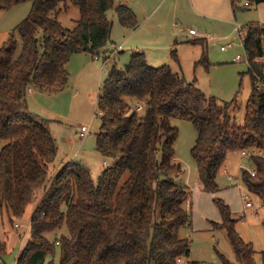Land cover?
<instances>
[{
	"label": "trees",
	"instance_id": "trees-1",
	"mask_svg": "<svg viewBox=\"0 0 264 264\" xmlns=\"http://www.w3.org/2000/svg\"><path fill=\"white\" fill-rule=\"evenodd\" d=\"M23 1H32L29 14L0 46V138L7 141L0 151V210L21 218L39 190L45 191L18 264H54L47 256L57 247L60 264H177L189 258L190 239L180 231L191 225L184 208L191 189L174 181L183 167L175 154L179 128L172 121L187 120L197 129L191 154L207 192L220 189L217 175L231 151L264 149V23L242 25L251 79L242 123L238 96L221 103L171 65L152 66L143 51H133L123 67L110 66L98 100L96 146L113 165L95 180L87 162L76 158L50 178L58 145L49 120L29 110V91H60L70 79L67 64L73 54H96L105 47L113 27L111 8L116 6L124 27L136 28L138 17L116 0H0V10ZM240 1L231 0L234 12ZM69 3L80 11L73 28L58 16ZM172 55L177 58L175 50ZM204 61L208 69L210 61ZM142 101L145 106L136 105ZM140 105L143 112L136 109ZM252 159L256 172L244 169L242 179L264 205V157L253 154ZM214 202L222 221L212 222L213 227L225 229L239 264H256L255 247L237 231L230 205L219 197ZM64 225L67 233L51 240L48 234ZM5 250L0 241V253ZM219 256L224 264H235Z\"/></svg>",
	"mask_w": 264,
	"mask_h": 264
},
{
	"label": "rangeland",
	"instance_id": "rangeland-1",
	"mask_svg": "<svg viewBox=\"0 0 264 264\" xmlns=\"http://www.w3.org/2000/svg\"><path fill=\"white\" fill-rule=\"evenodd\" d=\"M120 2L135 10L138 27L134 29L122 26L114 6L108 11L113 27L111 39L105 47L96 54L88 51L73 54L67 64L70 79L60 91L48 93L37 90L27 96L29 110L49 120L57 141V156L49 167L50 178L64 165L76 158L79 160L80 157L91 167L95 180L105 168L113 165L112 158L103 157L96 146V134L102 114L98 100L110 66L116 63L123 67L129 62L132 50L143 51L150 58L152 55L160 57L161 62L150 64L156 67L171 65L173 70L181 72L208 96H216L221 103L238 96L242 109L237 113V120L240 123L244 120L245 103L251 92V79L242 35L237 30L236 22L242 25L253 21L264 23V4L257 6L251 3L248 7L246 0H242L234 12L229 0L228 13L227 9L219 10V6L206 7L207 13H200L192 0H116V4ZM31 8L32 1H23L0 10V46L8 41L11 32L29 14ZM58 16L65 27L73 28L80 17V11L77 6L69 3ZM160 28L164 37L156 48L153 46ZM190 28L204 33L208 39L190 34ZM15 35L21 46V37L17 33ZM177 40L179 42L176 43ZM198 40L203 44L196 42ZM232 42L235 45L229 47ZM204 44L207 55L203 51ZM222 45L228 49L222 50ZM173 50L178 61L172 55ZM237 54H241L242 58L234 61ZM204 57L210 61L208 69L205 67ZM262 61L264 62V57ZM139 104L145 106L143 101L136 105ZM172 122L179 128L175 154L183 167L182 174L176 176L174 181L177 184L184 181L191 189L189 199L184 202V208L191 216V225L180 231L181 236L190 239L191 255L177 264H187L189 260H200L205 264H224L219 253L224 254L232 263L239 264L225 229L213 227L212 222L222 221L221 212L214 202L216 197L224 199L230 205L233 216L238 218L237 231L245 241L253 243L256 264H263L264 205L258 195L249 191L242 179L244 169L251 172L255 170L252 155L263 149L231 151L217 175L220 189L217 192H207L200 184L197 165L191 154L197 129L187 120L175 118ZM83 125L88 126L89 131L82 136ZM6 143L7 141L0 138V151ZM105 159L108 164H104ZM44 191L39 190L37 200L27 206L21 218L11 217L6 210H0V241L6 243V250L0 253V264H18L20 253L30 240V231L26 225L30 224ZM246 195L252 202L250 207L246 205ZM66 233L67 228L64 225L48 236L54 240ZM61 254L60 247H57L55 254L48 255L47 260L60 264Z\"/></svg>",
	"mask_w": 264,
	"mask_h": 264
},
{
	"label": "crops",
	"instance_id": "crops-1",
	"mask_svg": "<svg viewBox=\"0 0 264 264\" xmlns=\"http://www.w3.org/2000/svg\"><path fill=\"white\" fill-rule=\"evenodd\" d=\"M193 1V5H194V7L197 9V11H199L200 13H207V9H206V7H209V6H219V10H221V9H227V13L228 12H230V8H229V0H207L206 2H204L203 0H192ZM247 1V0H246ZM120 3H122V4H125V5H128V4H126V3H124V2H120ZM260 4H264V2L263 3H260ZM260 4H257V6H259ZM252 4H250L249 6H251ZM129 6V5H128ZM248 6V7H249ZM213 8H215V7H213ZM135 11V10H134ZM137 14V13H136ZM149 15V14H148ZM146 19H149V17L148 16H146ZM236 24H237V27H238V25L239 24H241L240 22H236ZM138 27V26H137ZM136 27V28H137ZM159 27H161V26H159ZM135 29V28H134ZM160 30V32H158L157 33V38L155 39V45L153 46V47H155L156 46V48H158L159 46H160V42L162 41V39H163V37H164V34H163V32L161 31V28L159 29ZM190 33V32H189ZM191 34V33H190ZM177 42H179L178 40L176 41V43ZM116 51V50H115ZM133 51H138V49L137 50H132L131 51V53L133 52ZM140 51V50H139ZM147 57H148V61H149V64L150 63H159V62H161L162 61V59L160 58V57H158V56H153L152 55V58H150V55L148 54L147 55ZM152 60V61H151ZM234 61H237V60H234ZM36 90H34V89H31L30 91H29V94H31V93H34ZM249 155H250V153H249ZM82 160H84L83 159V157H80ZM84 161H86V160H84Z\"/></svg>",
	"mask_w": 264,
	"mask_h": 264
},
{
	"label": "built area",
	"instance_id": "built-area-1",
	"mask_svg": "<svg viewBox=\"0 0 264 264\" xmlns=\"http://www.w3.org/2000/svg\"><path fill=\"white\" fill-rule=\"evenodd\" d=\"M245 4L249 6V5L251 4V2H250V1H246ZM237 30H238V32L242 35L241 37H242V41H243V43H244V38L246 37V33L242 32V24H239V25H238ZM189 32H190L192 35H195V36H197V37H199V38H206V39H208L207 36H204V35H205L204 33H202V32H198V31L195 30L194 28H190ZM210 38H213V36H210ZM234 45H235V43L232 42V43L229 44V47H233ZM221 49L225 51V50L228 49V47L225 46V45H222V46H221ZM241 58H242V55H241V54H237V55L234 57V60H241ZM259 84L262 85V83H259ZM136 109H137L138 111H143L144 108H143L142 105H140V106H138ZM88 131H89L88 126L83 125L82 128H81V135H82V136L85 135ZM258 155H261V156L264 157V149H263L262 151H260V153H258ZM104 164H108V161H107L106 159L104 160ZM255 172H256L255 170L252 171V174H255ZM230 178H232V177H230ZM246 199H247L246 205H247L248 207L252 206V202H251L250 200H248V199H249V196H248V195H246ZM16 226H19V225L16 224ZM26 226H27V230H29V228H30V224H29V225H26Z\"/></svg>",
	"mask_w": 264,
	"mask_h": 264
}]
</instances>
